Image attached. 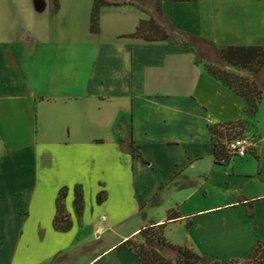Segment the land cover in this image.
Instances as JSON below:
<instances>
[{
    "label": "crops",
    "instance_id": "crops-1",
    "mask_svg": "<svg viewBox=\"0 0 264 264\" xmlns=\"http://www.w3.org/2000/svg\"><path fill=\"white\" fill-rule=\"evenodd\" d=\"M70 2L59 0L55 11L53 0H0V82L7 81L10 54L16 63L20 54L22 61L32 59L34 78L46 76L49 83L35 91L39 123L45 117L64 120L65 137L58 145L70 151L67 175L74 180L57 195L48 219L54 230L64 188L73 227L63 233H72L79 221L84 228L90 226V177L96 183L98 211L92 243L102 241L110 228L115 230L130 206L142 219L130 233L107 240L96 252L84 243L62 248L35 244L27 231L31 221L34 227L41 225L42 217L27 209L24 190L15 206H0V264H143L125 243L141 237V230L163 224L169 243L214 263L264 264L250 261L264 245V94L253 120L261 129L253 154L257 160L218 164L211 127L245 121L246 101L197 63L186 38L193 34L218 47L264 48V0H152L144 8L106 6L97 33L91 29L94 0L83 8L78 0ZM152 16L169 39L130 37ZM88 45L93 46L91 54ZM226 68L255 76L246 69ZM18 78L29 81L26 73ZM122 128L129 133L117 137ZM77 185L85 195L82 216L70 205ZM129 187L131 198L125 193ZM157 196L160 204L153 205ZM171 210L181 217L170 221Z\"/></svg>",
    "mask_w": 264,
    "mask_h": 264
},
{
    "label": "rangeland",
    "instance_id": "rangeland-1",
    "mask_svg": "<svg viewBox=\"0 0 264 264\" xmlns=\"http://www.w3.org/2000/svg\"><path fill=\"white\" fill-rule=\"evenodd\" d=\"M78 1L82 4V8L88 7L93 2V0ZM84 26L85 24L82 22L81 27ZM88 49L91 54L93 46L88 45ZM20 55H17V63L16 58L9 55V69H6L7 81L0 82V206H15L16 202H21V193L26 190L27 194L22 198L23 202L28 210H37L39 213L37 215L42 217L43 222L41 225L35 224L34 227L31 221L30 230L27 231L28 238L35 237V244L49 243L55 248L84 243L88 247L92 246L96 252L107 240H114L130 233L142 218L137 215L135 207L130 206L125 212L128 213V216L118 222L115 230L110 228V232L103 237L102 241L92 243L90 236L93 231H96L97 224L94 222V218L98 211L95 207L96 183L94 178L90 177L87 179L86 187L90 226L84 228L82 222L79 221L72 233L54 230L48 219L56 209L57 195L63 185H72L74 180L67 175L70 169V161L67 156L70 151L64 146L58 145L65 137L62 128L64 120L62 117L57 120H54L53 117H45L43 122L39 123L35 91L47 88L49 83L46 76L35 79V61L30 58L22 61ZM212 56L215 60L216 55L212 54ZM25 73L29 76V81L22 83L18 74ZM251 74L253 73L251 72ZM50 113L52 110L47 112L48 115ZM236 122L240 121L224 123V125ZM245 122L253 126L249 136L252 137L258 134L257 132H261V129L257 130L254 127L257 124L253 120H248L246 117ZM127 133H129L128 128H122L120 134L116 136L126 137ZM109 136L113 137L114 135ZM249 159L257 160L252 154H249L247 158H237L236 160L247 161ZM126 161V159L123 160L125 163ZM125 193L128 194L127 197L133 194L130 187ZM215 194L220 195V192L216 190ZM70 205L76 206L75 201L74 204L70 201ZM75 216L77 217V215ZM60 223L61 221L58 222V224ZM94 237L98 236L95 234ZM101 239L102 237L99 240ZM136 240L143 242L142 237H137Z\"/></svg>",
    "mask_w": 264,
    "mask_h": 264
},
{
    "label": "trees",
    "instance_id": "trees-1",
    "mask_svg": "<svg viewBox=\"0 0 264 264\" xmlns=\"http://www.w3.org/2000/svg\"><path fill=\"white\" fill-rule=\"evenodd\" d=\"M152 0H94V6L91 17V29L93 32H99V21L101 11L106 6H119L121 4H138L146 7ZM182 1V0H179ZM55 11L59 8V0H53ZM160 14L162 10L159 7ZM132 38H141L147 41H161L170 38V35L163 31L158 20L152 16L150 20H142L136 33ZM187 41L193 45L197 55V63L204 64L207 71L216 79L222 81L225 85L234 89L246 101L245 113L248 120H254L259 111L260 104L264 94V48L257 46H227L218 47L215 43L198 37L193 34L186 35ZM216 55V59H213ZM232 66L238 69H248L255 76L248 78L241 74L230 71L226 66ZM257 75V76H256ZM212 141L215 147V157L218 164H227L223 159L229 158L222 142L224 132L219 126L211 127ZM135 156L136 153L134 152ZM67 188H64L58 199V215L54 226L57 230L68 232L73 227V222L66 211L65 199L67 198ZM104 200V192L98 196V203ZM160 204V197L153 200V205ZM75 205L77 213L82 216L85 210V195L82 185L75 188ZM250 213L254 216L253 209L250 207ZM181 217L177 210L169 212V220L174 221ZM61 221L60 224L58 222ZM165 224L149 226L141 230L140 235L143 242H138L136 238H130L126 241L131 250H133L141 259L143 264H219L212 263L209 259L201 257L192 249L173 245L167 241L164 236ZM250 261H264V245L261 244Z\"/></svg>",
    "mask_w": 264,
    "mask_h": 264
},
{
    "label": "built area",
    "instance_id": "built-area-1",
    "mask_svg": "<svg viewBox=\"0 0 264 264\" xmlns=\"http://www.w3.org/2000/svg\"><path fill=\"white\" fill-rule=\"evenodd\" d=\"M224 132L222 142L229 158L223 159V162L233 161L237 158H247L249 154H254L259 144L258 134L249 136L251 128L248 122L240 121L234 124L219 125Z\"/></svg>",
    "mask_w": 264,
    "mask_h": 264
}]
</instances>
